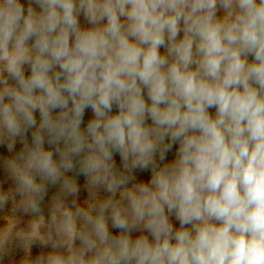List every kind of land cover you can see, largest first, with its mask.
Segmentation results:
<instances>
[{
    "label": "clouds",
    "instance_id": "obj_1",
    "mask_svg": "<svg viewBox=\"0 0 264 264\" xmlns=\"http://www.w3.org/2000/svg\"><path fill=\"white\" fill-rule=\"evenodd\" d=\"M0 149V264H264V0H0Z\"/></svg>",
    "mask_w": 264,
    "mask_h": 264
},
{
    "label": "trees",
    "instance_id": "obj_2",
    "mask_svg": "<svg viewBox=\"0 0 264 264\" xmlns=\"http://www.w3.org/2000/svg\"><path fill=\"white\" fill-rule=\"evenodd\" d=\"M53 195V192H49V197ZM19 203V197L13 198L12 194L9 193V201L8 203L0 208V238H3L5 230L8 228H12L13 232L20 228H24L26 231H28V223H29V218L23 213L18 210L17 205ZM48 211H49V203L48 200L46 199L45 206H44V216H45V221L48 219ZM14 226V227H13ZM35 231L43 236L47 233L48 231V226L47 223L41 225L37 224ZM21 243L26 244L27 241L20 242V241H15L16 249L13 252L11 257H7V259H15L16 261H20L21 259H28L26 252L23 247H20L19 245ZM36 255L35 250L32 252V257Z\"/></svg>",
    "mask_w": 264,
    "mask_h": 264
},
{
    "label": "rangeland",
    "instance_id": "obj_3",
    "mask_svg": "<svg viewBox=\"0 0 264 264\" xmlns=\"http://www.w3.org/2000/svg\"><path fill=\"white\" fill-rule=\"evenodd\" d=\"M0 151H2V149H0Z\"/></svg>",
    "mask_w": 264,
    "mask_h": 264
}]
</instances>
